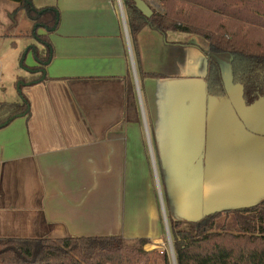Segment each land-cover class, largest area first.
<instances>
[{"label": "crops", "instance_id": "crops-1", "mask_svg": "<svg viewBox=\"0 0 264 264\" xmlns=\"http://www.w3.org/2000/svg\"><path fill=\"white\" fill-rule=\"evenodd\" d=\"M32 2L58 11L38 29L52 44L43 66L34 20L0 0L4 58L14 77H38L24 82L29 113L0 126V237L162 244L167 215L195 222L264 198V97L245 103L230 54L151 25L132 41L123 0ZM210 56L225 96L208 92Z\"/></svg>", "mask_w": 264, "mask_h": 264}, {"label": "trees", "instance_id": "trees-1", "mask_svg": "<svg viewBox=\"0 0 264 264\" xmlns=\"http://www.w3.org/2000/svg\"><path fill=\"white\" fill-rule=\"evenodd\" d=\"M15 1L20 2L35 22L34 35L44 44L43 49L35 50V55L43 66L51 58L52 44L48 35L38 33V29L52 31L58 23V11L51 7L37 8L32 0ZM202 1L242 15H253L254 8L248 6H259L257 0H234V4L223 0ZM123 3L132 41H136L146 25L163 32L179 30L198 34L208 41L212 53L230 54L232 80L241 85L247 105L264 97L263 40L240 31L232 32L224 25L211 27L193 19L184 20L175 9L176 2L168 4L165 12L153 11L149 17L137 8L134 0ZM259 7L264 11V5ZM37 78L20 76L18 80L33 82ZM206 81L209 93L226 95L221 65L213 56L208 57ZM22 95L21 101L0 102V124L29 113V100ZM168 224L176 264H264V199L248 206L213 211L195 222L168 216ZM134 241L137 243L130 244L122 235H70L57 239L0 237V264H130V259L136 256L148 260L149 252L144 250V245L150 249L154 243L147 244L150 240L144 237ZM165 264H173L168 255Z\"/></svg>", "mask_w": 264, "mask_h": 264}, {"label": "rangeland", "instance_id": "rangeland-1", "mask_svg": "<svg viewBox=\"0 0 264 264\" xmlns=\"http://www.w3.org/2000/svg\"><path fill=\"white\" fill-rule=\"evenodd\" d=\"M147 1L148 0H146V2ZM223 1L226 4H234V0ZM171 2H176L175 9L178 10L180 15H183L184 20L188 18L193 19L195 23L211 27L224 25L226 28H230L232 32L240 31L242 33L252 35L255 39L264 41V11L259 7L260 4L264 5V0H257L259 3L256 4H259V6H248L251 9L254 8L253 10H255L256 13L253 12V15H242L238 12L235 13L233 10L226 11L225 7L207 4L202 0H153L152 2L148 1L147 3L151 6L153 11L163 13L168 8V4L170 5ZM36 43L40 45L37 41ZM4 49V47L0 46V102L21 101L23 99L22 94L24 82H22V80H18V77H14L12 72L14 68L11 66V64L9 65L8 59L4 58V56L6 57V52ZM154 180L156 190L160 195V186L156 181L155 175ZM161 195H165V190L161 192ZM166 211V214H168L169 211ZM168 216L169 215H167V217ZM127 241L130 244L137 243L134 240L127 239ZM154 244L155 246L150 249H146L144 245V250L149 252L148 260H146L144 257L136 256L130 259V264H165V256L168 255L170 258H172L168 236L162 244Z\"/></svg>", "mask_w": 264, "mask_h": 264}, {"label": "water", "instance_id": "water-1", "mask_svg": "<svg viewBox=\"0 0 264 264\" xmlns=\"http://www.w3.org/2000/svg\"><path fill=\"white\" fill-rule=\"evenodd\" d=\"M134 1L136 3L137 8L139 10H141L144 15L149 17L153 14V10H152L151 6L145 0H134ZM7 123H8V121L3 122L2 124H0V126H4ZM167 233H168L167 236H168V239L170 242V247H171L173 264H176L174 248H173V243H172L171 234H170V228H169L168 224H167Z\"/></svg>", "mask_w": 264, "mask_h": 264}]
</instances>
